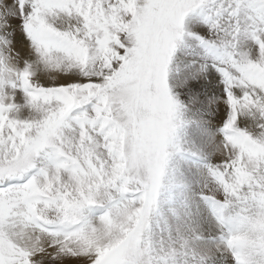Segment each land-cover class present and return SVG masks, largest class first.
Wrapping results in <instances>:
<instances>
[{
  "label": "snow or ice",
  "instance_id": "1",
  "mask_svg": "<svg viewBox=\"0 0 264 264\" xmlns=\"http://www.w3.org/2000/svg\"><path fill=\"white\" fill-rule=\"evenodd\" d=\"M0 264H264V0H0Z\"/></svg>",
  "mask_w": 264,
  "mask_h": 264
}]
</instances>
